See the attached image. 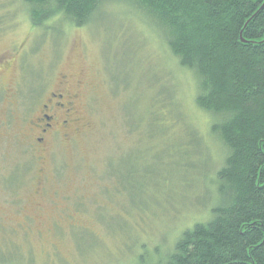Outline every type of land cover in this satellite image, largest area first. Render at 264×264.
Here are the masks:
<instances>
[{
  "label": "rangeland",
  "instance_id": "1",
  "mask_svg": "<svg viewBox=\"0 0 264 264\" xmlns=\"http://www.w3.org/2000/svg\"><path fill=\"white\" fill-rule=\"evenodd\" d=\"M20 4L0 0V85L15 92L0 90V264H159L221 203L225 152L194 74L130 4L42 28ZM64 76L82 121L40 176L26 125Z\"/></svg>",
  "mask_w": 264,
  "mask_h": 264
},
{
  "label": "trees",
  "instance_id": "2",
  "mask_svg": "<svg viewBox=\"0 0 264 264\" xmlns=\"http://www.w3.org/2000/svg\"><path fill=\"white\" fill-rule=\"evenodd\" d=\"M112 1L143 12L167 51L194 74L196 106L213 121L225 152L216 174L221 203L207 222L185 230L159 264H264V0H21L20 6L35 28L49 21L84 27Z\"/></svg>",
  "mask_w": 264,
  "mask_h": 264
},
{
  "label": "flooded vegetation",
  "instance_id": "3",
  "mask_svg": "<svg viewBox=\"0 0 264 264\" xmlns=\"http://www.w3.org/2000/svg\"><path fill=\"white\" fill-rule=\"evenodd\" d=\"M10 67L9 58L0 59V83L3 82V74ZM57 84L60 87L59 90L49 93L42 102L41 109L35 119L28 120L26 125L25 136L33 140L32 146L39 155L38 162L42 166L39 170L40 176L45 170V159L50 154L49 142L58 137L69 139L79 132L78 125L82 121L79 114V95L69 89L68 80L65 76ZM5 87L4 84H1L0 90L15 96L14 91L7 90Z\"/></svg>",
  "mask_w": 264,
  "mask_h": 264
}]
</instances>
